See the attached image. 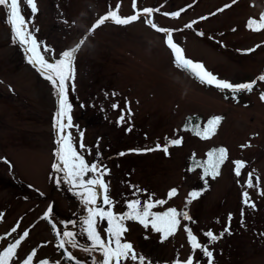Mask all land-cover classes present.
Segmentation results:
<instances>
[{
  "label": "rangeland",
  "instance_id": "obj_1",
  "mask_svg": "<svg viewBox=\"0 0 264 264\" xmlns=\"http://www.w3.org/2000/svg\"><path fill=\"white\" fill-rule=\"evenodd\" d=\"M5 2L0 264H264V0Z\"/></svg>",
  "mask_w": 264,
  "mask_h": 264
},
{
  "label": "trees",
  "instance_id": "obj_2",
  "mask_svg": "<svg viewBox=\"0 0 264 264\" xmlns=\"http://www.w3.org/2000/svg\"><path fill=\"white\" fill-rule=\"evenodd\" d=\"M5 6L8 8L13 7V3L11 1L5 0ZM261 21V20H260ZM251 24H258L259 26H263L264 22L252 20ZM221 122L220 116H212L204 121L202 116L199 115H189L187 116L184 129L186 131L191 132L192 134L205 137L213 136ZM228 154L224 147H213L207 151L206 157L203 158H193L191 159V167L192 169L200 170L203 178H216L220 176L221 171L227 162ZM10 254H6L3 257V261L6 262L8 256ZM69 258V257H68ZM3 263V262H2Z\"/></svg>",
  "mask_w": 264,
  "mask_h": 264
},
{
  "label": "bare ground",
  "instance_id": "obj_3",
  "mask_svg": "<svg viewBox=\"0 0 264 264\" xmlns=\"http://www.w3.org/2000/svg\"><path fill=\"white\" fill-rule=\"evenodd\" d=\"M40 169H41L40 165L37 166V167H35V170H39V171H40ZM38 173H39V172H38Z\"/></svg>",
  "mask_w": 264,
  "mask_h": 264
},
{
  "label": "flooded vegetation",
  "instance_id": "obj_4",
  "mask_svg": "<svg viewBox=\"0 0 264 264\" xmlns=\"http://www.w3.org/2000/svg\"><path fill=\"white\" fill-rule=\"evenodd\" d=\"M93 179H94V177H93Z\"/></svg>",
  "mask_w": 264,
  "mask_h": 264
}]
</instances>
